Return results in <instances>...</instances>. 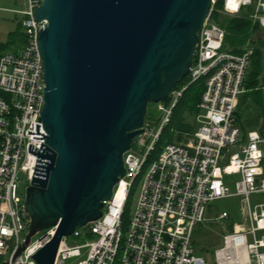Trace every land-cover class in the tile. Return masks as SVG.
I'll list each match as a JSON object with an SVG mask.
<instances>
[{"label": "built area", "instance_id": "built-area-1", "mask_svg": "<svg viewBox=\"0 0 264 264\" xmlns=\"http://www.w3.org/2000/svg\"><path fill=\"white\" fill-rule=\"evenodd\" d=\"M41 2L26 0L20 11L26 43L17 52L0 55V264H38L36 253L57 229L37 232L39 237H31L18 253L31 222L20 174L29 187L39 163L37 151L45 148L48 135L41 121L46 85L37 42L47 20L34 17ZM216 2L199 31L188 74L189 84L204 80L199 127L186 133L185 142L166 143L148 166L189 84L173 89L169 103L157 104L164 115L146 153L139 154L145 139L135 147V138L124 154L125 175L105 201L103 215L64 236L54 264H264V135L259 130L244 133L235 119L253 49H223L226 30L212 16ZM248 7L253 22L264 28V0H223L219 12L235 16ZM144 135L151 133L145 129ZM136 185V205L129 216ZM233 196L241 197L245 224L232 225L213 259L199 256L194 247L197 225L209 220L213 202ZM252 196H257L254 204ZM229 217L222 211L218 218Z\"/></svg>", "mask_w": 264, "mask_h": 264}, {"label": "water", "instance_id": "water-1", "mask_svg": "<svg viewBox=\"0 0 264 264\" xmlns=\"http://www.w3.org/2000/svg\"><path fill=\"white\" fill-rule=\"evenodd\" d=\"M213 0H42L46 146L27 188L26 243L55 235L35 255L54 264L64 236L103 215L125 175L124 154L144 132L149 103L189 74Z\"/></svg>", "mask_w": 264, "mask_h": 264}, {"label": "rangeland", "instance_id": "rangeland-1", "mask_svg": "<svg viewBox=\"0 0 264 264\" xmlns=\"http://www.w3.org/2000/svg\"><path fill=\"white\" fill-rule=\"evenodd\" d=\"M19 0H0V55L3 52H17L21 49L23 45L24 37L21 33L16 32L17 21L21 16L20 10H16L19 7ZM231 16V15H228ZM24 31V29H23ZM262 34L264 35V28H262ZM260 37V33H257L254 37ZM252 38L251 40L255 39ZM250 39L244 45L245 47H251ZM241 97V96H240ZM240 104V99L238 106ZM163 111H161L156 103H150L148 106V112L143 125L144 130L151 133V135H138L136 137L135 147L137 145L138 139H145L146 146L141 147L139 154L142 156L146 153L148 145L152 142L154 134L157 132L161 125L163 118ZM188 122H193L196 118L195 116H186ZM238 124L245 130H261L264 131V88L260 90L253 91L245 95V102L240 106V113L238 115ZM200 122L196 121V129L199 127ZM186 133L176 131L173 133L170 126L166 127L160 143H162V148L166 143L170 142H185ZM179 136L181 139H179ZM159 143V140H158ZM157 145V143H156ZM158 151L156 156V151L148 157V166L154 162L160 154ZM147 169V168H146ZM145 169V170H146ZM21 188L26 191L28 184L25 182V176L20 174ZM138 186L136 185L133 189L131 196V205L129 207V216L132 215L136 200L138 196ZM264 198V197H263ZM257 196H252V203L254 204ZM222 211H227L230 214L229 218H218ZM209 220L197 225L194 233V247L196 253L199 256L205 258H214V251L223 246L224 236L231 233L233 224H245L241 197L233 196L225 199H220L213 202L208 209ZM40 233H36L32 236L34 241L38 238ZM83 242V240H79ZM264 250V249H262ZM73 261V259L71 260ZM70 261V262H71Z\"/></svg>", "mask_w": 264, "mask_h": 264}, {"label": "trees", "instance_id": "trees-1", "mask_svg": "<svg viewBox=\"0 0 264 264\" xmlns=\"http://www.w3.org/2000/svg\"><path fill=\"white\" fill-rule=\"evenodd\" d=\"M222 8H223V0H217L216 4L214 5L215 11L212 13V16L213 19L226 30L223 49L227 51H231L233 53H241L246 48L244 45L248 42V40L255 38L254 36L257 33H260V37L256 36L255 39L251 40L252 41L251 48L253 49V54L250 59V65L248 67L245 83H244L246 91L241 95L240 104L235 112V119H236V123L238 124V118H239L238 115L240 113V106L245 102V95L253 91L260 90L261 88H264V35L262 34L261 26L258 23H254L250 17L252 7L243 9L238 15L235 16H228L220 13L219 11ZM21 20L22 18H19L17 21L16 32H19L23 35L24 37L23 45H24L27 41V37L25 31H23ZM188 84H189V76L187 75L174 88V90L181 89L184 85H188ZM203 91H204L203 79L190 83L187 89L183 91L182 96L179 98L176 106L173 109L169 122L163 128L159 136L158 139L159 143L157 141L156 142L157 145L155 144L154 151H156V156L159 153L158 151L161 150L162 143H160V140L167 126L168 127L170 126L173 133L179 131L180 133L185 132L191 134L195 131L196 119L191 123L187 121L186 116L193 115L196 118L197 114L199 113L198 104L202 98ZM170 99L171 96H169L164 102L169 103ZM240 128L244 133L247 132L241 126ZM259 131L264 135V131L261 130ZM179 139L181 141L182 138H180L179 136ZM152 154L153 152H151V155ZM130 200L128 201V205L131 204ZM127 210L129 211V206Z\"/></svg>", "mask_w": 264, "mask_h": 264}, {"label": "crops", "instance_id": "crops-1", "mask_svg": "<svg viewBox=\"0 0 264 264\" xmlns=\"http://www.w3.org/2000/svg\"><path fill=\"white\" fill-rule=\"evenodd\" d=\"M18 5L19 7L16 10H20V11L24 10L26 8V0H19ZM19 18H22V15Z\"/></svg>", "mask_w": 264, "mask_h": 264}]
</instances>
